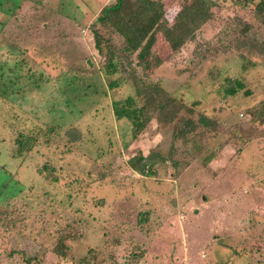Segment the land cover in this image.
Returning <instances> with one entry per match:
<instances>
[{
    "label": "rangeland",
    "instance_id": "1",
    "mask_svg": "<svg viewBox=\"0 0 264 264\" xmlns=\"http://www.w3.org/2000/svg\"><path fill=\"white\" fill-rule=\"evenodd\" d=\"M115 1L0 0V264H26L10 251L97 264L89 250L98 264H264V124L249 116L264 100V53L246 48L263 28L226 2L195 41L170 58L158 49L142 72L123 39L97 25L103 53L94 48L90 25ZM182 4L165 0L169 24ZM134 74L192 113L169 126L154 117L132 138L112 104L134 94ZM236 79L242 89L230 95ZM185 118L195 129L172 137ZM39 128L49 142L34 143ZM138 154L154 155L150 170L129 167ZM70 218L84 233L64 260L49 250Z\"/></svg>",
    "mask_w": 264,
    "mask_h": 264
},
{
    "label": "trees",
    "instance_id": "2",
    "mask_svg": "<svg viewBox=\"0 0 264 264\" xmlns=\"http://www.w3.org/2000/svg\"><path fill=\"white\" fill-rule=\"evenodd\" d=\"M226 2L250 12L258 28L264 30V0H182L183 4L170 24L165 16V0H116L112 5L103 7L95 21L90 25L94 48L99 54L103 53L101 45L103 37L100 31L95 28L97 25L103 30L122 38L126 44L127 54L134 56L136 65L142 72H146V69L156 60L158 49L168 48L170 50L169 58L181 51L187 44L195 41L201 29L212 20L214 14L212 9L222 6ZM17 13L14 14V17H17ZM250 31H252V27L249 24H245L238 31L240 45L241 40H248L245 37ZM246 42H248L246 47L248 51L259 50L264 53V38L257 40L252 37ZM108 65L113 66V62L109 61ZM129 77L132 80L134 94L115 101L112 104V112L117 120L126 119L130 123L132 138H136L154 117L160 124L169 126L173 125L174 120L181 116L182 111L186 110L192 113L191 109L184 105L183 100L175 98L171 94L169 95L162 89L160 83L147 82L136 74L129 75ZM113 82L114 80L109 81L111 90L114 89L111 85ZM241 86V83L236 79L234 85L229 86L226 92L235 95L242 89ZM12 92L14 91L12 90ZM250 108L249 116L264 124V100H260ZM183 122L185 129L183 130L181 127L174 125L175 132L172 133V137H178V135L185 137L188 132L195 129L191 119L185 118ZM198 123L202 126L212 125L205 115L199 116ZM33 133L35 134L34 143L41 135L44 136V141L49 142L47 140L50 134L49 128H39ZM66 135L72 140H79L80 138V135L72 128L66 131ZM20 137L16 138V143L20 142ZM32 145L33 141L31 142ZM155 156L157 157V155ZM152 157H154L153 154L145 157L138 154L128 159V165L133 171H139L142 168L150 170L151 164L149 161H152ZM161 158L160 156L159 159ZM43 170L47 171L45 178H49L50 175L47 173L53 171L47 166H44ZM53 180H55L54 177ZM43 220L44 217L42 216L39 221L45 225ZM69 225V228L58 231L53 247L49 250L50 254L55 255L54 257L63 258L64 260L66 259L68 244L80 240L84 233L83 227L76 218H70ZM41 250L40 255L44 257L43 254L46 251ZM8 253L9 255L18 254L26 264H41L38 260L39 254L27 256L22 251L16 253L10 251ZM90 253L93 255L94 262L100 263L99 256L101 254L98 252L94 254L89 250L88 255Z\"/></svg>",
    "mask_w": 264,
    "mask_h": 264
}]
</instances>
